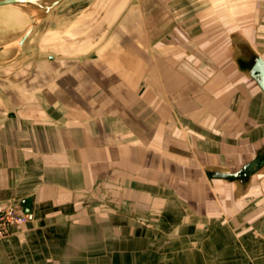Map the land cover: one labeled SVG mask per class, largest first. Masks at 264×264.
I'll return each mask as SVG.
<instances>
[{
  "label": "crops",
  "instance_id": "obj_1",
  "mask_svg": "<svg viewBox=\"0 0 264 264\" xmlns=\"http://www.w3.org/2000/svg\"><path fill=\"white\" fill-rule=\"evenodd\" d=\"M68 24L0 72V264H264V0Z\"/></svg>",
  "mask_w": 264,
  "mask_h": 264
},
{
  "label": "rangeland",
  "instance_id": "obj_2",
  "mask_svg": "<svg viewBox=\"0 0 264 264\" xmlns=\"http://www.w3.org/2000/svg\"><path fill=\"white\" fill-rule=\"evenodd\" d=\"M107 4L108 0H64L60 5L51 10V12L44 18L40 17L39 11L36 12V16L40 17L41 19H39V23L34 30L35 36L33 42H31V45L33 46L31 49H29L30 39L25 42L21 49H19L17 46V41L24 33L27 26L26 24L23 25L21 29L17 28V31L16 29L3 30L0 28V47L3 48V50L0 51V72L5 65H9L11 63L14 65L16 60L19 64L26 56H38L44 54V51L41 48L43 47L44 49V46L46 45L45 39H48L51 42V38L54 40L53 38H56L62 34V30L65 31V29H68V23L73 25L74 20H76L78 17L79 10L82 8L89 6L105 7ZM48 29H54L55 32L50 30L48 31ZM4 35L6 36L3 38Z\"/></svg>",
  "mask_w": 264,
  "mask_h": 264
},
{
  "label": "water",
  "instance_id": "obj_3",
  "mask_svg": "<svg viewBox=\"0 0 264 264\" xmlns=\"http://www.w3.org/2000/svg\"><path fill=\"white\" fill-rule=\"evenodd\" d=\"M64 0H0V6H7V5H28L31 7H35L40 12V17L44 18L46 15H48L52 9L60 5ZM40 17L36 16V20L33 21L27 29L24 34L20 37V39L17 41V46L19 49L23 47L25 42L29 39L31 34L36 29ZM3 48L0 47V51H2ZM251 77H253L261 90L264 93V62L262 60H258L256 64L254 65L253 69L250 72Z\"/></svg>",
  "mask_w": 264,
  "mask_h": 264
},
{
  "label": "bare ground",
  "instance_id": "obj_4",
  "mask_svg": "<svg viewBox=\"0 0 264 264\" xmlns=\"http://www.w3.org/2000/svg\"><path fill=\"white\" fill-rule=\"evenodd\" d=\"M38 11L39 10L37 8L31 7L28 5L0 6V28H2L3 30L16 29V31H17V28L21 29V27L26 24L27 25L25 28V31H26L27 29H29L31 23L36 20L35 19L36 18V12H38ZM5 36L6 35H4L3 38ZM17 38H18V36H17ZM8 41H9V39H8ZM8 47H10V46H8Z\"/></svg>",
  "mask_w": 264,
  "mask_h": 264
},
{
  "label": "built area",
  "instance_id": "obj_5",
  "mask_svg": "<svg viewBox=\"0 0 264 264\" xmlns=\"http://www.w3.org/2000/svg\"><path fill=\"white\" fill-rule=\"evenodd\" d=\"M27 222V215L17 204L8 203L0 209V239L5 238L13 227L22 226Z\"/></svg>",
  "mask_w": 264,
  "mask_h": 264
}]
</instances>
